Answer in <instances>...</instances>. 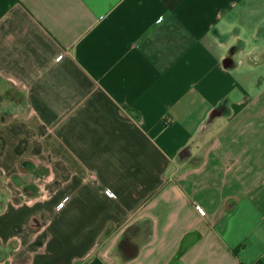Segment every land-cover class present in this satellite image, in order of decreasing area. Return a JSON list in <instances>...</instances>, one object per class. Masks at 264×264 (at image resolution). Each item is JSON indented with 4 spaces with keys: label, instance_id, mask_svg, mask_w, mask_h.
<instances>
[{
    "label": "crops",
    "instance_id": "0c3cea01",
    "mask_svg": "<svg viewBox=\"0 0 264 264\" xmlns=\"http://www.w3.org/2000/svg\"><path fill=\"white\" fill-rule=\"evenodd\" d=\"M0 81L7 264H264V0H0Z\"/></svg>",
    "mask_w": 264,
    "mask_h": 264
},
{
    "label": "rangeland",
    "instance_id": "374dc122",
    "mask_svg": "<svg viewBox=\"0 0 264 264\" xmlns=\"http://www.w3.org/2000/svg\"><path fill=\"white\" fill-rule=\"evenodd\" d=\"M9 98L17 99V94H14L13 89H11L6 83L0 81V118L6 116L9 113V103L7 101ZM10 180H12V182H18L17 180H14L13 177L5 175L2 169L0 168V206L2 204H8V202L12 203V205L14 204V200H12L11 202V196L14 195V191H16L15 193L18 194H24L28 200L30 199V197L35 198L39 196L38 190L34 192L26 191L21 188L22 185H20L21 187L18 186L19 190H14L11 187L13 185L8 184ZM9 186L12 189L9 188ZM14 206L16 205L14 204ZM13 242L14 241H10L9 244H3L0 242V264H7L9 260H12V258L9 259V256L12 253V248L14 246V244H12Z\"/></svg>",
    "mask_w": 264,
    "mask_h": 264
},
{
    "label": "built area",
    "instance_id": "2783aa9c",
    "mask_svg": "<svg viewBox=\"0 0 264 264\" xmlns=\"http://www.w3.org/2000/svg\"><path fill=\"white\" fill-rule=\"evenodd\" d=\"M11 195H12V194H11ZM12 200H14L13 203H14L15 205H19V204H22V203L28 201V199H26L25 196H24V194H22V193L17 194V195H12V196H11V202H12ZM196 207H197V209H198L199 211H202V208H200L198 205H197Z\"/></svg>",
    "mask_w": 264,
    "mask_h": 264
}]
</instances>
